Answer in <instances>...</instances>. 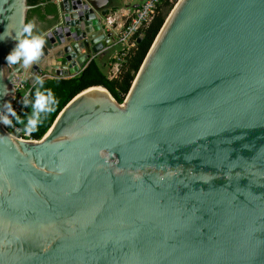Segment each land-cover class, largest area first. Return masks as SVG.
Masks as SVG:
<instances>
[{"label": "water", "instance_id": "obj_1", "mask_svg": "<svg viewBox=\"0 0 264 264\" xmlns=\"http://www.w3.org/2000/svg\"><path fill=\"white\" fill-rule=\"evenodd\" d=\"M48 4L31 67L0 41V115L112 45L96 0H0V33ZM0 264H264V0H179L123 103L91 87L42 139L0 124Z\"/></svg>", "mask_w": 264, "mask_h": 264}, {"label": "trees", "instance_id": "obj_2", "mask_svg": "<svg viewBox=\"0 0 264 264\" xmlns=\"http://www.w3.org/2000/svg\"><path fill=\"white\" fill-rule=\"evenodd\" d=\"M46 1L48 0H28L30 5H36ZM177 1L178 0H175V2ZM173 5L174 3H171L169 0H165L164 3L159 7L158 13L154 19L143 31L144 37L142 41L138 43L137 48L130 55L127 63L122 66L118 77H109L108 65H110L112 62V57L106 56L104 61L93 59L88 67L75 77L42 79L43 86H40L36 83L32 87L30 101L35 100L36 94L38 92L41 94H46L50 91L56 99V104L53 106L51 111L47 113H41V119L36 130L31 132L33 137L35 139H42L52 127L54 121L62 109L75 96L91 87L103 86L110 91L117 101L123 103L124 98L129 93L148 52L150 51L157 35L166 21V15L162 11L163 8L169 7L171 9ZM54 13H56V7L51 4H48L45 7H35L29 12L28 24L32 23L35 17H38L42 21L50 22L47 16ZM43 29L44 28L42 27L33 29V34L40 35ZM105 62L106 65L104 66ZM32 111V104L29 103L26 110L18 116L20 122H17L16 120V122L24 129L27 119L31 115Z\"/></svg>", "mask_w": 264, "mask_h": 264}, {"label": "built area", "instance_id": "obj_3", "mask_svg": "<svg viewBox=\"0 0 264 264\" xmlns=\"http://www.w3.org/2000/svg\"><path fill=\"white\" fill-rule=\"evenodd\" d=\"M137 5L131 9L124 19L122 15L117 12L108 14L104 18V24L106 31L112 33L113 42L112 46L115 47V51L110 63L109 77L116 78L121 72V68L127 63L130 55L135 51L138 46V39L152 22L159 7L165 0H137ZM171 3H175V0H169ZM97 55L93 56L95 59ZM32 85L22 78L15 86V93L13 95L12 108L15 110L17 116L22 114L27 106L25 101H30L32 93ZM5 109L3 110L4 114ZM2 126L11 134L22 140H36L31 132L26 131L20 126L16 119H13L12 126Z\"/></svg>", "mask_w": 264, "mask_h": 264}, {"label": "clouds", "instance_id": "obj_4", "mask_svg": "<svg viewBox=\"0 0 264 264\" xmlns=\"http://www.w3.org/2000/svg\"><path fill=\"white\" fill-rule=\"evenodd\" d=\"M14 39L15 46L9 51L5 57L6 64L16 65L19 64L24 68H29L36 62L42 53L45 41L39 35L33 34V24H25L20 31L15 33L13 37L11 34L4 36L0 33V41L5 39ZM35 83L43 86V80L37 77ZM27 106L32 104V113L27 119L25 130L28 132L35 131L41 119V113H47L52 110L56 104V99L49 91L46 94L37 93L34 101H25ZM13 119L20 122L15 110L12 108L10 102L5 103V112L0 115V124L5 126H12Z\"/></svg>", "mask_w": 264, "mask_h": 264}, {"label": "crops", "instance_id": "obj_5", "mask_svg": "<svg viewBox=\"0 0 264 264\" xmlns=\"http://www.w3.org/2000/svg\"><path fill=\"white\" fill-rule=\"evenodd\" d=\"M97 3L101 6H108L110 7V13L117 12L119 15H122L123 18H126V15L131 12V9H133L137 5V0H96ZM108 52L105 54V52L97 55L95 59H99L101 61H104L106 59V56L113 57L115 47L110 45L108 48ZM94 54L93 56H95ZM92 56V57H93ZM108 58V57H107ZM106 65V62L104 63V66ZM108 69H110V65H108Z\"/></svg>", "mask_w": 264, "mask_h": 264}, {"label": "rangeland", "instance_id": "obj_6", "mask_svg": "<svg viewBox=\"0 0 264 264\" xmlns=\"http://www.w3.org/2000/svg\"><path fill=\"white\" fill-rule=\"evenodd\" d=\"M179 1V0H178ZM177 1V2H178ZM177 2H175L174 3V5H173V7L170 9L169 7H167V8H163V13L166 15V19L168 18V16L170 15V13L172 12V10L175 8V6H176V4H177ZM110 70V69H109ZM108 70V71H109Z\"/></svg>", "mask_w": 264, "mask_h": 264}, {"label": "flooded vegetation", "instance_id": "obj_7", "mask_svg": "<svg viewBox=\"0 0 264 264\" xmlns=\"http://www.w3.org/2000/svg\"><path fill=\"white\" fill-rule=\"evenodd\" d=\"M34 20L38 22V27H37L36 29H38V28H40V27L43 28V27H45V25L48 23V21H47V22H46V21H42V20H40L38 17H35Z\"/></svg>", "mask_w": 264, "mask_h": 264}]
</instances>
